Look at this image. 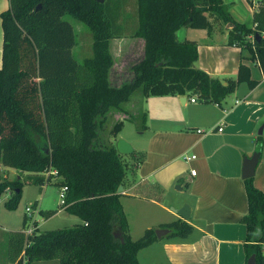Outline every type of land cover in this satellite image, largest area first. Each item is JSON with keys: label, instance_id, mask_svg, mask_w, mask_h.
<instances>
[{"label": "trees", "instance_id": "obj_1", "mask_svg": "<svg viewBox=\"0 0 264 264\" xmlns=\"http://www.w3.org/2000/svg\"><path fill=\"white\" fill-rule=\"evenodd\" d=\"M9 1L10 9L1 14L0 202L8 193L6 208L18 206L21 178L7 180L1 169L15 168L32 174L34 185L57 181L60 190L67 187L62 208L82 223L26 236V215L23 231L7 235L8 258L15 261L24 254L29 264L54 260L56 264H139L138 253L158 241L156 230L131 238L118 189L130 183L145 155H122L114 143L125 120L133 116L114 120L106 134L105 124L113 112L127 115L125 105L139 90L145 97L188 96L220 104L241 84L254 89L258 82L245 64L234 79L214 78L198 69L197 43L180 41L177 33L183 28L210 31L215 22L231 25L228 45L237 41L246 45L264 74V0H254L258 5L251 29L235 20L223 0ZM128 3L133 10H127ZM66 16L92 34V55L82 62L73 53L76 34ZM129 37L144 40V55L131 67L133 80L113 87L110 42ZM262 151L259 138L256 153ZM244 185L248 211L241 221L247 231L246 260L255 255L256 263L264 264V193L253 178L244 179ZM41 213L49 219L58 211ZM159 229L170 231L168 239H186L194 232L182 220Z\"/></svg>", "mask_w": 264, "mask_h": 264}, {"label": "crops", "instance_id": "obj_2", "mask_svg": "<svg viewBox=\"0 0 264 264\" xmlns=\"http://www.w3.org/2000/svg\"><path fill=\"white\" fill-rule=\"evenodd\" d=\"M10 2L0 0V29L1 14L10 9ZM223 2L236 21L249 29L254 27L256 1ZM228 26L215 22L210 31L183 28L177 35L180 41L197 43L195 66L198 69L214 78L234 79L240 65L245 64L250 68L252 79L258 82L254 89L241 84L220 104L201 103L198 99L192 103V97L188 96L146 97V103L155 101L146 111L144 126L147 124V130L139 133L146 134L145 141L142 148L134 150L143 153L145 159L138 165L135 176H130V183L123 187L120 199L130 200L139 210L131 222L121 202L127 214L130 236L137 239L133 227L139 238L148 229L158 230L160 225L177 220L191 224L194 232L186 239H158L138 253L139 264L247 263L244 251L247 231L241 220L248 211V201L242 170L245 158L256 153L257 143L262 138L263 151L253 179L255 187L264 193V74L246 45L239 41L228 45L232 29ZM1 31L3 36V28ZM124 39L127 38L117 40ZM132 39L139 40L145 47L144 40ZM248 39L253 42V37ZM127 44L130 47V43ZM2 47L3 41L0 43V68ZM115 64L114 58L111 71ZM109 81L113 87L126 83H113L111 74ZM126 110L127 115L113 113V120L135 115L127 107ZM260 128L263 129L261 134ZM1 169L6 171L4 177L12 173V169ZM192 170L195 175H191ZM185 204L191 209L188 220L171 210ZM0 230L7 232L8 229L0 226ZM5 259L3 264H29L24 254L11 261L7 253ZM35 263L44 264H30Z\"/></svg>", "mask_w": 264, "mask_h": 264}, {"label": "rangeland", "instance_id": "obj_3", "mask_svg": "<svg viewBox=\"0 0 264 264\" xmlns=\"http://www.w3.org/2000/svg\"><path fill=\"white\" fill-rule=\"evenodd\" d=\"M120 2L121 1H118V3ZM126 7L127 10L129 11L133 10L132 3H128ZM122 9L119 12H122ZM112 12L117 13L118 10L112 9ZM127 15L128 14H126V16ZM64 19L69 21L74 28L76 34V45L73 49V53L77 61L82 62L85 58L90 57L92 55V43H93L92 34L85 25H83L78 21H75L71 17L66 16ZM0 30H2V28ZM127 39H124L122 41H118L116 39V40H112L113 43H111L113 45L112 52L116 60V64L114 66L113 71H111L110 74H111V81L116 84L125 81L129 82L133 78L131 67L137 64L138 62H140L141 59L143 58L144 46L141 45L140 41L137 39H132L131 37ZM2 41H3V36L1 31L0 43H2ZM114 41H118V42H114ZM127 43H130V47L128 46ZM146 99L147 98L142 94V91L139 90L133 95L131 101L125 105V107H127L130 111L134 112L135 115L133 116L132 120H125L124 126L118 135V141L120 139L125 140L133 147L134 150H139V148H142V143L145 141L146 134L140 135L139 133L145 132V130H147L146 128L147 124L146 126H144V122L146 123V121H143V115L144 113L146 114V111L149 108V106L153 105L155 101V100H149L146 103ZM113 118L112 115L109 116V119L105 124V126L107 127L105 129V134L108 133V131L112 128L111 125H113L115 122ZM110 140H112V138ZM114 143H116V140L114 141ZM127 160L129 161L128 158ZM5 173L6 171L4 170L3 176ZM128 175L129 176L131 175L130 171L128 172ZM18 177L21 178L20 180L22 183V192L17 208L14 210H9L6 208L5 203L10 198L8 193L3 194L0 202V226L6 227L8 229L7 232H5V230H0V263L1 264L6 262L5 257L8 253L7 235L8 233H10L9 231H13V232L23 231V222L25 216L26 215L29 216V214L27 213V208L31 207L33 203L37 202V205L33 206V210H34V212L32 213L33 217H30L27 220V224L29 223L30 226L33 227L38 233H44L52 230L70 229L82 223L79 218L69 215L62 208L60 188L57 185V181H52L51 184H47L44 186H37L32 184L31 182L32 174L24 173V172L20 173L19 171L15 170V168L12 169V173L10 174V176L8 175V177L5 178L7 180H9L10 178L11 179L10 181H13L16 180ZM121 202L124 204V208L127 211L128 218L129 219L131 218L130 220L132 222V220L134 219L135 215L138 213L139 210L136 209L133 203L130 200H127L126 198L122 199ZM50 210L58 211V213L49 219L44 218L41 212L50 211ZM26 228L28 227L26 226ZM135 228L137 227L135 226ZM133 234L135 238L137 239L140 238V237L138 238L139 235L135 233L134 227H133ZM43 263L56 264V260L43 262Z\"/></svg>", "mask_w": 264, "mask_h": 264}, {"label": "water", "instance_id": "obj_4", "mask_svg": "<svg viewBox=\"0 0 264 264\" xmlns=\"http://www.w3.org/2000/svg\"><path fill=\"white\" fill-rule=\"evenodd\" d=\"M97 2L103 3L104 0H97ZM228 27H231V26L229 25ZM255 39L258 41L259 35H256ZM262 130L263 129L261 128L259 131V134L262 133ZM117 149L119 153H121L122 155H127V156L133 154L134 152L133 147L123 139H120L119 141H117ZM259 159H260L259 153L253 154L252 157L250 158H245L244 163H243V170H242L243 179H251L254 177L256 168L259 163ZM122 192H123V186H120L118 189V194H121ZM171 210L184 220H188L190 218L191 209L186 204L183 205L180 209H176L172 207ZM155 232H156L157 239H162L163 237L168 236L170 231L167 229H158ZM247 264H257L255 255H252L249 258Z\"/></svg>", "mask_w": 264, "mask_h": 264}, {"label": "built area", "instance_id": "obj_5", "mask_svg": "<svg viewBox=\"0 0 264 264\" xmlns=\"http://www.w3.org/2000/svg\"><path fill=\"white\" fill-rule=\"evenodd\" d=\"M192 103H196L197 102V98L193 97L191 98L190 100ZM222 130V129H220ZM195 157L193 156L192 159H194ZM56 174V172L54 173ZM191 175H195V171L192 170L191 171ZM66 191H67V187H63L61 190H60V196H61V206H63L65 204V198H66ZM34 212L33 210V205H31V207L27 208V213L29 214V216L27 215V220L30 218V217H33L32 216V213ZM27 227L24 231V234L26 236H33L34 235V232L36 231L33 227L30 226V224L28 223L27 224Z\"/></svg>", "mask_w": 264, "mask_h": 264}]
</instances>
